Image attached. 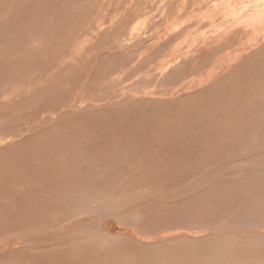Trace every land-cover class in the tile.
Segmentation results:
<instances>
[{
	"label": "rangeland",
	"instance_id": "1",
	"mask_svg": "<svg viewBox=\"0 0 264 264\" xmlns=\"http://www.w3.org/2000/svg\"><path fill=\"white\" fill-rule=\"evenodd\" d=\"M257 5L0 0V264H264Z\"/></svg>",
	"mask_w": 264,
	"mask_h": 264
},
{
	"label": "bare ground",
	"instance_id": "2",
	"mask_svg": "<svg viewBox=\"0 0 264 264\" xmlns=\"http://www.w3.org/2000/svg\"><path fill=\"white\" fill-rule=\"evenodd\" d=\"M263 4V3H262ZM232 6V5H231ZM229 9V8H228ZM234 9V8H233ZM179 10V9H178ZM236 10V9H235ZM162 11V10H161ZM251 11H252V7H251ZM151 12V11H150ZM248 13V12H247ZM252 13L253 14H257V15H259V16H257V19H260L259 17L261 16V15H264V5H257L254 9H253V11H252ZM142 14H144V13H142ZM246 14V13H245ZM250 14V16H251V13H249ZM247 15V14H246ZM161 17V16H160ZM248 17V16H247ZM247 19V18H246ZM263 19V18H262ZM244 20V19H243ZM242 20V21H243ZM248 21V20H247ZM261 21V19L259 20V22ZM256 22V21H255ZM263 22H264V20H263ZM262 22V23H263ZM152 23V22H151ZM241 23H243V22H241ZM254 23V22H253ZM255 24V23H254ZM259 24V23H258ZM258 24H255V26L256 25H258ZM261 25H263V24H261ZM242 26V25H241ZM253 26V25H252ZM260 26V25H259ZM258 27V26H257ZM256 27V28H257ZM241 28H243V27H241ZM248 28V27H247ZM245 29V28H244ZM250 29H251V27H250ZM259 29V28H258ZM262 30V29H261ZM264 31V30H263ZM249 32H251V31H249ZM261 32V31H260ZM260 34V33H259ZM263 34H264V32H263ZM263 34L261 35L262 37H263ZM254 35H255V33H254ZM133 36V35H132ZM260 36V35H259ZM257 41V40H256ZM81 59V58H80ZM83 60V59H82ZM209 71V70H208ZM91 161V160H90ZM103 188V187H102ZM106 189V188H105ZM104 222V221H103ZM121 224V223H120ZM123 224V223H122ZM100 226V225H99ZM105 227H107V226H105ZM110 229V228H109ZM113 230V229H112ZM106 231V230H105ZM263 233V231H258V230H254V232H252L251 234H257V233ZM113 233V232H112ZM119 233V232H118ZM118 233L116 234V236H118ZM110 234V233H109ZM120 235V234H119ZM238 235V234H237ZM98 236V235H97ZM115 236V235H114ZM115 236V239H117V237ZM123 236V235H122ZM107 238H109V237H107ZM113 238V237H112ZM110 239H111V237H110ZM109 239V240H110ZM114 239V238H113ZM119 239V238H118ZM121 239V238H120ZM251 239V238H250ZM224 240V239H223ZM112 241V240H111ZM222 241V240H221ZM236 241V240H235ZM247 241V240H246ZM105 242H106V240H105ZM113 242V241H112ZM220 242V241H219ZM224 242H226V240L224 241ZM234 242V241H233ZM244 242H245V240H244ZM108 243V242H107ZM221 244H222V242H220ZM227 243V242H226ZM229 243V242H228ZM227 243V244H228ZM213 244V243H212ZM216 244H218V243H216ZM216 244H215V246H216ZM234 244V243H233ZM237 245H238V243H236ZM245 244V243H244ZM247 244V243H246ZM214 245V244H213ZM110 246H111V244H110ZM218 246V245H217ZM228 246H229V244H228ZM234 246H236L235 244H234ZM244 246V245H243ZM210 247H211V245H210ZM225 246H223V248H224ZM223 248H222V250H223ZM210 249V248H209ZM209 249L207 250L208 252H209ZM217 249V248H216ZM226 249V248H225ZM213 250H214V248H213ZM226 250H228V248L226 249ZM212 253V252H211ZM215 253V252H214ZM228 253V252H227ZM230 253V252H229ZM228 253V254H229ZM216 254V253H215ZM222 254V253H221ZM220 254V255H221ZM232 254V253H231ZM231 256H233V255H231ZM235 257V256H234ZM233 257V258H234ZM227 260V258L225 259V261ZM231 260V259H230ZM232 261V260H231ZM230 261V262H231ZM236 261V260H235ZM183 263V262H182ZM216 263V262H215ZM219 263V262H218ZM217 263V264H218ZM221 263H222V260H221ZM184 264V263H183ZM198 264H201V263H198Z\"/></svg>",
	"mask_w": 264,
	"mask_h": 264
}]
</instances>
